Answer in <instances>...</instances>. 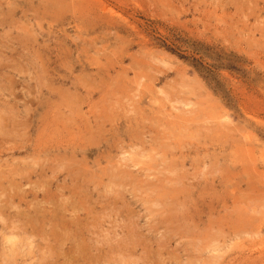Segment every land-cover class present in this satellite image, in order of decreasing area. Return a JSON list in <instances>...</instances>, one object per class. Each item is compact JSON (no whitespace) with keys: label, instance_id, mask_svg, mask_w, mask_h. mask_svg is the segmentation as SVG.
I'll return each mask as SVG.
<instances>
[{"label":"rangeland","instance_id":"374dc122","mask_svg":"<svg viewBox=\"0 0 264 264\" xmlns=\"http://www.w3.org/2000/svg\"><path fill=\"white\" fill-rule=\"evenodd\" d=\"M0 198V264H264V0H0Z\"/></svg>","mask_w":264,"mask_h":264},{"label":"trees","instance_id":"16d2710c","mask_svg":"<svg viewBox=\"0 0 264 264\" xmlns=\"http://www.w3.org/2000/svg\"><path fill=\"white\" fill-rule=\"evenodd\" d=\"M164 47L180 59L190 62L194 68L210 79H216L222 69L241 72L242 58L234 53H218L217 49L201 42H191L182 37H171L161 40ZM216 57V60L213 58ZM207 59L213 62H207Z\"/></svg>","mask_w":264,"mask_h":264},{"label":"bare ground","instance_id":"6f19581e","mask_svg":"<svg viewBox=\"0 0 264 264\" xmlns=\"http://www.w3.org/2000/svg\"><path fill=\"white\" fill-rule=\"evenodd\" d=\"M56 143V142H55ZM1 199V198H0ZM71 213V212H70Z\"/></svg>","mask_w":264,"mask_h":264}]
</instances>
